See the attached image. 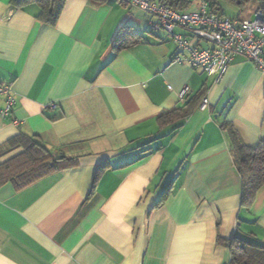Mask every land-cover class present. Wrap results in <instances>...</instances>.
<instances>
[{"label": "crops", "instance_id": "obj_1", "mask_svg": "<svg viewBox=\"0 0 264 264\" xmlns=\"http://www.w3.org/2000/svg\"><path fill=\"white\" fill-rule=\"evenodd\" d=\"M13 1L0 0V84L17 99L0 117V164L24 153L11 146L24 136L78 164L0 186V264H230L231 240L264 247V187L242 207L227 132L249 148L264 142L261 70L240 55L215 82L178 64L153 19L118 0H67L54 26L37 1ZM125 34L134 43L116 52ZM189 102L188 116L160 126Z\"/></svg>", "mask_w": 264, "mask_h": 264}, {"label": "built area", "instance_id": "obj_2", "mask_svg": "<svg viewBox=\"0 0 264 264\" xmlns=\"http://www.w3.org/2000/svg\"><path fill=\"white\" fill-rule=\"evenodd\" d=\"M123 4L140 9L150 16L152 30H163L169 40L179 50L175 62L188 64L201 69L215 82H219L228 72L237 56L249 59L264 73V14L260 8L254 11L252 19L238 20L213 13L206 0L199 2L198 11L180 12L160 3L158 0H119ZM181 29L187 35L176 32ZM205 46H202L201 43ZM189 88H183L179 98L184 101ZM4 105L0 108V117L11 116L17 103L12 83L0 84V99ZM209 99L204 97L200 110H207ZM50 110L58 108L56 103L47 106ZM18 124L17 120L13 121Z\"/></svg>", "mask_w": 264, "mask_h": 264}, {"label": "trees", "instance_id": "obj_3", "mask_svg": "<svg viewBox=\"0 0 264 264\" xmlns=\"http://www.w3.org/2000/svg\"><path fill=\"white\" fill-rule=\"evenodd\" d=\"M27 1L33 0H14L13 3L15 6L20 7L22 3ZM35 1H37L41 7L39 17L47 24L54 26L57 24L67 0ZM92 1L95 3H103L106 0ZM158 1L180 12L189 11L193 3V0ZM206 1L209 4L211 12L223 16H227L223 8L224 2L231 3L240 9L253 3L255 7L260 8L264 14V0ZM182 34L187 35L184 31ZM139 38L140 37H138V39ZM132 43L134 42L133 38H130V35L129 38L127 34L122 37L119 36L115 41L114 50L120 52ZM196 101V103H198V101L201 100L197 98ZM194 106L195 104L192 105L191 102H189L185 107L163 112L158 116L160 126L164 127L188 116L192 112ZM225 127H228L227 124ZM228 128L227 132L232 154L243 180L242 207L250 210L256 200L259 190L264 187V142H261L256 148H249L243 144L238 137V133L233 128ZM17 145H21L24 148V153L4 164H0V186L10 182L14 184L16 188H24L51 172L71 168L78 164V158L54 156L39 140L32 137L24 136L11 142L12 147ZM166 198L167 194L162 197L160 203L165 201ZM228 246L232 258L230 264H264V247L259 244L247 239L235 238L228 243Z\"/></svg>", "mask_w": 264, "mask_h": 264}, {"label": "rangeland", "instance_id": "obj_4", "mask_svg": "<svg viewBox=\"0 0 264 264\" xmlns=\"http://www.w3.org/2000/svg\"><path fill=\"white\" fill-rule=\"evenodd\" d=\"M201 0H193L192 6L189 9V11H198L199 9V2ZM223 8L224 11L227 15L229 16H236V17H240V18H246L249 16V12H251L254 8V4L250 3L247 7L243 8L244 11H241L239 7L231 4V3H227L224 2L223 3Z\"/></svg>", "mask_w": 264, "mask_h": 264}]
</instances>
